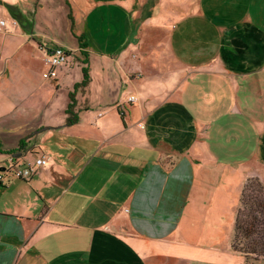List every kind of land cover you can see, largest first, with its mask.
Segmentation results:
<instances>
[{"label": "crops", "instance_id": "crops-1", "mask_svg": "<svg viewBox=\"0 0 264 264\" xmlns=\"http://www.w3.org/2000/svg\"><path fill=\"white\" fill-rule=\"evenodd\" d=\"M12 3L18 18L0 19V167L11 156L48 162L31 181L0 184V264H247L231 245L232 193L249 177L264 182V0H202L196 12L221 11L224 26L173 23L162 39L128 17L135 0ZM190 9L191 0L172 7ZM57 19L107 44L99 51L82 36L90 82L71 125L83 70L64 100L34 80L44 51L62 45ZM29 137L32 150L10 152Z\"/></svg>", "mask_w": 264, "mask_h": 264}, {"label": "rangeland", "instance_id": "rangeland-1", "mask_svg": "<svg viewBox=\"0 0 264 264\" xmlns=\"http://www.w3.org/2000/svg\"><path fill=\"white\" fill-rule=\"evenodd\" d=\"M14 0H0V19L4 18V17H14V18H18L17 17V12L14 10V8H12V2ZM23 0H15V3H21ZM136 1V7H138L139 12H133L132 9H130L128 11V17L129 18H133V16L136 18V20L138 22L142 21L143 22V26H144V32L147 33L145 34V38H164L165 36H167V34H172L173 30H171L172 28L170 27V25L172 26L173 23H176L177 25H180V28L185 24V23H192V24H199L201 23L202 25H212L214 27H221L224 26L223 24L220 23V21H224L226 22V18L224 17V13H222L221 11H214L212 13H207V12H203V14H199L196 12V10L199 8V4L202 2V0H200V2L198 3L199 0H191V9L187 10V11H182L181 12V16H179V12L178 11H173L172 7H175L176 4L179 3V0H135ZM159 3H164V6L159 7ZM170 4V6H169ZM259 14L258 9H256ZM23 12V11H22ZM36 16V17H35ZM45 16H48L49 18H58L60 19V15H58L56 13L55 14L51 13L50 11H46L44 13H27V12H23V19H36L41 20L43 19ZM262 16V15H261ZM56 21L57 24V29L59 31L58 33V41L60 42L59 46H64L68 49L71 50L72 55L68 58V62L59 66L58 67V76L56 77V79H46L43 77V73L42 71H38L37 73H35L34 76V80L35 82L40 85L45 93L48 95V97L50 98H54L56 97V89L58 90V99L56 101H59L60 99L64 100L65 97H67L69 95V87L71 85H74L77 81V76L78 74H80V72L82 71V67L81 66H85V53L82 51V49L80 48V40H82V36L87 37L88 41L90 42V47H92L93 49L96 50H103L105 48V46H107L106 43H104V41L100 38L99 35L95 34L94 29L88 28L86 25L85 27L83 26V23L78 22L75 23V25L73 24V26L70 28H68V24L66 23H60L59 21ZM140 20V21H139ZM153 21V22H157V21H163L162 23V27H160L158 29H149L148 28V22ZM100 24L101 21H100ZM135 29H133L132 31H134ZM100 31H103V28L100 29ZM132 35V34H131ZM145 41H148L145 39ZM128 42V41H127ZM126 42V45L123 47L125 48L126 52L129 54H135L136 53V47L135 44H132L131 47L129 49H127V45H130L129 43ZM114 46V44L112 45ZM191 49H194V45L191 46ZM25 52L27 54H30L31 50H27L26 48H23L19 54L17 55V63L24 65L23 61H25L23 59V57H21L22 55L25 54ZM85 63V64H84ZM38 65L37 60H35V62L33 61V65L32 67L36 70ZM69 73V75L66 77L67 81L66 83L62 84V89L58 88L56 86L57 81L62 82L63 81V77ZM42 74V76H41ZM64 82V81H63ZM259 82L257 79L255 81V83ZM82 91H84V89H80ZM262 90V89H260ZM73 91V90H72ZM87 91H84L82 93H86ZM261 99L264 101V93L262 95H260ZM35 146V145H34ZM34 146H32V144H30V146H28V150H32L34 148ZM26 149V150H27ZM21 152V151H20ZM38 155H34L33 157H36ZM11 160L13 162H8L6 164V167H11L13 165V163H15L18 158L11 156L10 157ZM44 166V165H43ZM43 166L38 167V171L39 169H41ZM37 171V172H38ZM8 177L10 178H14V180L18 179L16 176H14L13 174H10ZM9 178V179H10ZM31 181V180H30ZM29 181V182H30ZM241 192L239 194H236L235 192L232 193L233 195V206L235 207L237 204H239L240 201V195ZM232 206V205H230Z\"/></svg>", "mask_w": 264, "mask_h": 264}, {"label": "trees", "instance_id": "trees-1", "mask_svg": "<svg viewBox=\"0 0 264 264\" xmlns=\"http://www.w3.org/2000/svg\"><path fill=\"white\" fill-rule=\"evenodd\" d=\"M80 46L86 55L84 50L86 44L82 40ZM82 70V81L76 83L74 90L70 92L66 121L70 125L76 123L79 118L76 93L80 89L85 91L90 82L89 67L84 66ZM31 143L33 141L30 137L24 138L20 141L19 147L10 152L25 151ZM1 150L0 144V152ZM231 245L246 258L247 264H264V182L258 176L249 177L242 188Z\"/></svg>", "mask_w": 264, "mask_h": 264}, {"label": "built area", "instance_id": "built-area-1", "mask_svg": "<svg viewBox=\"0 0 264 264\" xmlns=\"http://www.w3.org/2000/svg\"><path fill=\"white\" fill-rule=\"evenodd\" d=\"M1 23H4V21H1ZM47 51L48 50L45 51V61L48 67L43 72V77L46 79H56L58 76V67L67 63L68 58L72 55V53L70 49L64 46H57L54 50ZM130 99L134 100L135 96H131ZM47 162L46 156L44 154H40L26 160L24 163H19L17 160L11 167H5L4 169L0 167V184L3 183L5 178H7L10 174H13L20 179L30 180L37 173L38 167L47 164Z\"/></svg>", "mask_w": 264, "mask_h": 264}, {"label": "water", "instance_id": "water-1", "mask_svg": "<svg viewBox=\"0 0 264 264\" xmlns=\"http://www.w3.org/2000/svg\"><path fill=\"white\" fill-rule=\"evenodd\" d=\"M47 128H49V127H47V126L41 127L39 129L35 130L33 133H31V136L34 135V134H37V133H39V132H41V131H43V130H45ZM19 154H21V153H19ZM2 169H4V168H2Z\"/></svg>", "mask_w": 264, "mask_h": 264}]
</instances>
